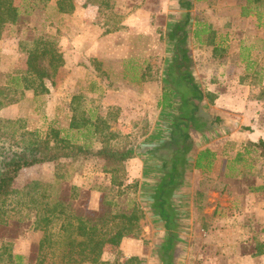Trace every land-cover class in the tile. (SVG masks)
Instances as JSON below:
<instances>
[{"label":"crops","instance_id":"obj_1","mask_svg":"<svg viewBox=\"0 0 264 264\" xmlns=\"http://www.w3.org/2000/svg\"><path fill=\"white\" fill-rule=\"evenodd\" d=\"M103 1L86 0L82 4L80 0H76L75 9L72 12L60 14L59 17L65 21L60 28L64 31V36L69 39V44L60 49L64 62L56 75L57 77L61 71L59 83L57 78V83H52V86L47 84L48 92L35 94V90L31 89L33 92L29 95L36 97L37 100L42 94H51V99L54 98V101L45 99L48 105L43 103L42 106L49 109L48 115L51 121L49 127L61 130L60 137L67 136L78 143H86L94 148H99L104 144L119 145L120 143L122 146L124 139L133 141L135 155L125 162L127 183L135 180L140 182V200L141 202L149 200L148 203L151 204L155 220L163 224L164 230L160 231L165 237V243L169 232H173V228L169 231L165 218L160 215V209L155 207L157 201L155 196L158 188L166 183L164 179H169L165 174L173 169V151L169 149L170 142L163 140L165 136L162 129L154 125L156 120H153L152 115L148 118L151 122L150 133L137 139L133 136L135 121L146 117L147 110L159 107L164 88L159 87L155 79L152 80L155 74L152 76V72L148 75L141 72L140 63L132 56L133 54L126 53L125 49L127 47L137 49L141 41L147 44L156 43L158 40L157 15L160 11L169 13L172 2L171 0H157L158 9L147 7L144 4L131 10L122 19L123 15L119 14L118 7H115V13L112 12L109 17H106L104 12L107 8L102 5ZM199 1H203V4L198 9L199 16L194 22L195 29L200 30L197 36V48L201 50L207 48L206 46L211 47L212 56L216 60L217 48L221 46V42H224L227 48L228 43H233L235 40L232 39L236 38L230 35V30L235 28L234 19L229 17L227 20H221L218 15L221 12H227V9L236 7L237 2L235 5L226 6L225 4L221 8L215 4L210 6L211 0ZM212 3H215V0ZM262 7H264V0H246L241 6L239 18L246 19L255 15L257 16L256 26L264 29ZM173 25L171 23V29ZM219 29L222 30V35L220 39H217L216 33ZM210 32L215 34L211 42L205 38ZM248 37L237 39L242 55L243 53L245 55L242 49L251 50L243 58L247 61L246 72H239L237 85L229 87L226 84L221 85L215 82L216 77L223 81V78L230 76L224 67L222 68L224 63L221 62L224 61H221L218 66L213 67H206L205 63L199 65L195 77L204 84L201 85L196 81L197 84L194 83L183 90L186 93L201 91L203 93L202 107L198 108L193 122L195 126L192 125V130L189 131L190 142L193 144L187 156V164L178 166V171L183 173V176L175 184L176 190L168 201L167 207L174 215L178 229L187 230L186 235L189 231L188 234L191 236L202 237L199 240L201 245H198L196 251L201 264H264V253L248 252L243 244L246 243L244 238L248 236V232L253 230L251 222L255 219L264 220V213L260 212L255 217L252 212L254 211L253 203H247V209L240 208L245 211L237 212L236 203H233V208H231L229 206L231 202L228 200L235 195L231 189L232 183L237 184V178L252 174L258 165L256 160H259L260 150H255L249 142L264 139V121L262 125L259 124V118L263 117L264 113V98L262 97L264 38L263 36L255 37L257 42L262 43L263 53L262 67L257 71L253 69L258 63L254 51H257L259 45L246 46ZM201 59L198 58L200 61L204 60L203 57ZM118 65L120 68L116 67ZM15 75L20 74H12L11 77ZM20 88L25 92L28 90L22 86ZM208 95L213 100H208ZM22 98L9 104V118L21 116L18 106L22 105ZM175 101L173 106L166 109H176ZM193 110V106L184 108L186 114L189 112L188 116L192 115ZM83 112L88 125L81 124L82 127L72 128L73 117L76 115L80 118ZM99 120L109 125V131L106 129L100 133L91 127L94 132L88 133V126H93ZM105 132L108 134L105 135ZM179 139L178 143H182L183 139ZM204 150H208L209 153L204 155L197 167L195 163L198 154ZM62 161L67 162L62 170L65 175L62 185L77 187V196L71 200L73 207L75 208L77 202L87 193V208L103 213L106 193L102 187L111 183L110 174L105 171V159L98 156L85 163H70V159ZM34 167H40L43 173L38 177L30 178L19 189L35 179L43 183L57 180L56 174L59 168L56 161H47L24 168L16 179L14 188L22 173ZM47 171L49 173L46 174ZM246 188L249 190L247 197L249 196L252 200L254 192H260L258 190L264 189V186L250 184L246 185ZM220 198L225 199L226 202L220 204L218 202ZM184 207L189 214L184 212ZM10 212L12 210L9 211V215H11ZM10 221L14 220L10 219ZM237 221H244V226H237L233 223ZM181 222L185 223V227L180 226ZM38 231L41 233L39 243L43 231L40 229ZM177 232L179 230L176 231V236L179 235ZM130 240H124L121 245ZM29 241L30 238L26 233L15 237L9 240L10 250L14 254L24 255L22 253L28 252ZM164 243L162 250L165 248Z\"/></svg>","mask_w":264,"mask_h":264},{"label":"trees","instance_id":"obj_2","mask_svg":"<svg viewBox=\"0 0 264 264\" xmlns=\"http://www.w3.org/2000/svg\"><path fill=\"white\" fill-rule=\"evenodd\" d=\"M27 1V9L22 11L15 0H0V33L7 24H13L18 27L17 31L19 29V32L25 33L27 27L24 25L29 11L33 8H43L52 0ZM54 1L60 14L70 13L75 9L74 0ZM199 31L196 28L194 34L198 36ZM214 36L215 34L210 32L205 38L211 42ZM20 41L23 51L27 53V74L15 75L10 77L9 83L0 84V109L23 97L24 91L21 90V86L34 89L35 94L48 92L46 80L54 83L57 72L64 62L61 51L48 35L27 36ZM187 43L188 33L183 31L176 43L170 73H173L171 80L174 83L184 81L188 86H192L194 82L189 77L190 74L183 72L186 68L184 66L188 65ZM177 71L180 72L174 74ZM176 91L182 96L177 107L179 117L169 141V149L173 151V169L165 174L169 179H164L166 183L158 188L155 196L157 201L156 204L153 203L160 209V215L165 218L169 231L177 226V221L168 209L167 203L176 190L175 184L183 176V173L178 171V166L187 164V156L193 144L190 142L189 128L195 126L194 118L198 108L202 107L203 97V93L197 90L190 96L178 87ZM174 96L173 88L165 86L159 106L163 110L173 106ZM262 97L264 98V89ZM189 106L194 107L191 116H188L189 112L186 114L184 111V108ZM87 123L83 112L80 118L76 115L73 117L71 127L79 128L81 124L86 126ZM88 127V133L94 131L101 133L106 129L109 131V125L100 120ZM91 127L95 130L93 131ZM0 128L4 131V138L9 142V146L0 148V221L9 216V225L12 224L10 219L16 222L23 220L27 226L43 231L35 262H25L21 254H14L10 250V245H4L0 255L7 254L9 264H132L135 260L138 261V256L113 262L103 259L108 244L120 246L124 240L138 238L142 232L141 220L145 217V210L139 196L140 182L135 180L127 183L125 168L127 159L135 155L132 140L122 146L104 144L94 148L67 136L60 137L61 130L54 127H50V132L42 137L27 130L19 118H0ZM134 128L133 136L137 139L150 133L151 122L147 116L143 117L135 121ZM107 134L108 132H105V135ZM178 137L183 139L181 144L178 143L180 140ZM249 145L257 151L260 150V156L264 154L263 138L257 142H249ZM207 153L209 151L204 150L198 154L195 166L200 165V161ZM98 156L105 159V171L110 174L111 183L102 187L106 193L103 213L90 216L73 207L71 200L77 196V187L62 185V180L65 179L62 170L67 163L62 160L70 159V163H85ZM47 161L57 163L59 172L56 174V181L43 183L35 179L22 189L14 188V183L24 168ZM11 210V215H8ZM175 237V231L169 232L164 243L165 248L161 251L163 258L168 255ZM257 247L254 253L263 254L264 243L257 244Z\"/></svg>","mask_w":264,"mask_h":264},{"label":"rangeland","instance_id":"obj_3","mask_svg":"<svg viewBox=\"0 0 264 264\" xmlns=\"http://www.w3.org/2000/svg\"><path fill=\"white\" fill-rule=\"evenodd\" d=\"M90 1L94 2L96 0ZM97 1L101 2L100 0ZM27 2V0H15V3L20 6L22 11H26L28 6ZM85 2L86 0H80V3L82 4ZM171 2L172 5L170 6V11H168L169 13H167V11H160V13L157 15V42L147 44L141 41V43L139 42L137 45V49H132L131 47H127V49H125L126 53L133 54L132 56L138 63H140L141 72L146 73L147 75L152 72V76H154V74L156 75L155 77H152V80L155 79L158 82L159 87L163 86L164 88L166 86L167 88H173L175 93L174 98L176 99V109L173 110L170 108L163 110L161 106H159L156 109L152 108L151 110H147L145 113L148 118L150 115H152L153 120H156V124L154 125L162 129L158 130L163 132L165 136V139H163L164 141L171 140L175 128L174 125L176 124L180 113L177 107L180 103L182 95L176 91V88L178 87L181 91H183L186 90L188 86V84L184 81L180 83H174L173 80H171L173 73H170V66L172 60L175 58L176 43L177 40L182 36L183 31H187L188 33V49L186 54L188 57V65L184 66L186 68L183 69V72L189 73V77L195 84H197L196 81H198L201 85L204 84L203 81L196 79L195 77L196 72H198L199 65L201 66V64L205 63L206 67H213L214 65L218 66L219 62L224 61L221 62L224 63L222 68L224 67L230 76L226 77V79L223 78V81L216 77L217 81L215 82H219L221 85L226 84L229 87L237 85L238 76L240 74L239 72H246L245 68L247 61L243 58L244 56H247L249 51H251L249 49H242V51H245V55L244 53L243 55L240 53L241 49L237 40L239 37L245 36V38H247L249 36L246 40V46H250L251 44L259 45V47L256 49L257 51H254V55L256 56L258 63L253 67V69H257V71H259L262 67L263 61V53L261 51L262 43L257 42L255 37L263 36L262 38H264V29L260 27L258 28L256 26L257 16L254 15L252 17H247L246 19L239 18L241 14V6H243L246 0H215V3H212L213 0L210 1V6L215 4V6L218 5L221 6V8H223L225 4L226 6H228V4L235 5L237 2V5H235L236 7L227 9V12H221L218 15L221 20H227L229 17L234 19L233 24L235 28L230 30V35L236 38L232 39L235 40L233 43H228L227 48L225 43L221 42V46L218 47L216 54V60L212 56L211 47L206 46L207 48L201 50L197 48V36L194 34V22L199 16V13L197 12L198 9L202 7L201 4H203V1L171 0ZM102 3V5L107 8V11L105 10L104 12L106 17H109L112 12L115 13V7H118V11H120L119 14L121 16L123 15L122 19L127 16L131 10H134L144 4H146L147 7L149 6L156 9L159 8L157 5V0H104ZM112 6L114 8H111ZM216 10H218V8H216ZM261 10L262 18H264V7H262ZM59 16L60 13L57 11L56 2L52 0L47 4V6L43 8H33L29 11V15L26 16L27 22L24 25L27 27L25 33L19 32V29L17 31L18 27L13 24H7L5 26V28L0 33V84L9 83V79L12 74H27V53L22 49L20 43L22 38L39 34L48 35L50 38H52V40H54L59 50L69 44V39L64 36V31L60 28V25L65 23V21H63V19H61ZM166 22H168V25H166ZM66 23H69V21H66ZM171 23L174 24L172 29L170 27ZM56 27L57 29L55 30ZM221 35L222 30H217V39H220ZM201 57L204 58L203 61L198 60V58L201 59ZM116 67L120 68L119 65ZM60 72L55 78L54 83H57V78L59 83L61 76ZM179 72L180 71H177L174 74ZM46 84L52 86V82L50 80H46ZM32 92L33 90L31 89H28L26 92L24 91L26 96L22 98V105L18 106V111L21 114V116L19 114V119L22 120V123H24L27 130L36 132L40 136L45 137L50 132L49 123L51 121L49 120L48 115L49 109H47V107L44 108L42 105H48V103L44 101L45 99L48 98L49 101H54V98L51 99V94H42L37 100L36 97L29 95V93ZM191 94L192 93H188V95ZM207 97H209L208 100H213L210 95ZM262 116L263 117L259 118V124L261 125L264 121V113ZM0 118H9V104L0 109ZM63 119H65V117H63ZM242 127L244 128L245 126ZM191 130L192 128H189V131ZM74 137L76 136L74 135ZM126 142L127 141L124 139L122 141V145ZM118 144L121 146L120 143ZM6 146H9V142L4 138V131L0 128V148ZM256 163L258 165H256V169L252 174H248L247 176L243 175L237 178V184L232 183L231 189L235 195L232 196V199H228L231 202L229 205L231 208H233V203H236L237 212L245 211L241 210L240 208L242 207V209H247L246 204L253 203L254 211L252 210V212L255 214V217H257V214L260 212L264 213V189L258 190L260 192L255 191L254 197L252 200H250L249 196L247 197L249 190L246 188V185L252 184L253 186H264V154L259 156V160H256ZM39 168L40 167H34L25 170L15 184L16 189H19L24 184H26L30 178L41 175L43 170H40ZM47 173L49 172L47 171L46 174ZM209 184L211 185V183ZM216 184L218 183L216 182ZM87 196V193H85L83 198L77 202L75 207L77 211L90 216L100 215L102 211H93L87 208ZM148 202L149 200H147V202H141L145 210V217L141 221L142 232L140 233V236L135 239L132 238L130 241L122 245L120 244V246L108 244L103 255L104 259L108 260L109 262H113L117 259L123 261L131 256H138V261L135 260L132 264H201V261H199L201 259L198 257L196 251L198 249V245H201L199 240H201L202 237L191 236L188 234L189 231L186 235L185 233L187 230L182 228L178 229V226L173 229L175 232L179 230V232H177L179 235L173 240V248H170L168 255L163 258L161 250L165 237L160 231L164 230L163 224H161L157 219V221L155 220L156 217L151 209V204ZM218 202L221 204V202L225 203L226 200L220 198L218 199ZM184 212L189 214V211H187L185 207ZM3 220L0 221V253H2L4 245L9 246V240L26 233V235L30 238V244H28V252L22 253L24 254L22 256L24 257L25 262H28L29 260L30 262H35L38 256V240L41 236L40 231L28 227L23 220H20L21 222L11 221V225H9V216L5 217ZM233 223L237 226H244L245 224L244 221H237ZM251 223L253 230L248 232V236L244 238V242L246 243L243 244L246 251L255 252L258 249L257 244L264 243V220L261 221L259 219H255ZM180 224V226L185 227V223L181 222ZM23 248L25 247L23 246ZM6 256L7 254L5 253L0 255V264H9Z\"/></svg>","mask_w":264,"mask_h":264}]
</instances>
